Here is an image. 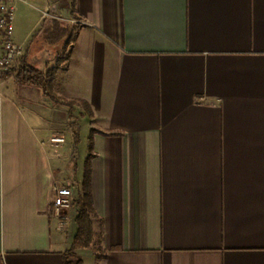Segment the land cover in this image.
<instances>
[{
	"label": "crops",
	"instance_id": "0c3cea01",
	"mask_svg": "<svg viewBox=\"0 0 264 264\" xmlns=\"http://www.w3.org/2000/svg\"><path fill=\"white\" fill-rule=\"evenodd\" d=\"M41 5L34 31L47 20L70 41L58 92L93 113L90 189L102 252L80 250L79 259L264 264V0ZM59 17L78 22L74 40ZM31 49L22 64L44 72L46 52ZM68 107L15 76L0 82V264H63L74 242L90 137L82 159ZM55 136L65 143L52 145ZM59 186L73 189L62 230Z\"/></svg>",
	"mask_w": 264,
	"mask_h": 264
},
{
	"label": "rangeland",
	"instance_id": "374dc122",
	"mask_svg": "<svg viewBox=\"0 0 264 264\" xmlns=\"http://www.w3.org/2000/svg\"><path fill=\"white\" fill-rule=\"evenodd\" d=\"M46 0H16L14 3L16 6L15 20H14V40L22 39L26 40V46L32 44L31 55L34 53H40L45 51L47 56L43 57L42 64H44V73L52 70L54 66L59 64L62 67L68 66L70 56V41H66L67 38L63 31L56 30L54 26H51L49 21L45 20L41 22L38 31H34V27L40 17V10L43 9L42 2ZM62 22L63 30H68L71 38V34L74 32L73 28L77 25H70L65 21V18L59 17ZM70 25V26H69ZM36 30V29H35ZM44 32V33H43ZM45 34V35H44ZM21 44V43H20ZM25 46V49H26ZM36 69V68H35ZM9 78L14 80V76L17 75V70ZM54 76V77H53ZM50 81L48 80L49 92L55 99L63 100L69 106V112L71 115L70 130L73 134L79 132L81 136V146L78 149V157L84 159V156L88 152V140L90 137V128L92 124L89 119L88 111L83 106V102L78 98L67 99L65 95L60 94L58 91L64 87L67 75L61 69H57L53 74ZM62 91V90H61ZM77 156V154H76Z\"/></svg>",
	"mask_w": 264,
	"mask_h": 264
},
{
	"label": "trees",
	"instance_id": "16d2710c",
	"mask_svg": "<svg viewBox=\"0 0 264 264\" xmlns=\"http://www.w3.org/2000/svg\"><path fill=\"white\" fill-rule=\"evenodd\" d=\"M78 28V25L73 28L74 32L71 34L70 40H74V36L76 35ZM60 68L61 66L59 64V68L58 66H56L52 70L44 73L39 71L38 69L27 66L24 62L22 64L21 62L20 67L17 69L18 73L15 77H17V79H20L21 82L33 84L41 88L47 96L55 99L54 96L49 92L48 80L50 81L56 70ZM82 104L88 111L89 116L92 117L93 113L90 109L89 104L86 102H83ZM93 149V138L90 137V153L88 157L87 170L79 194V198L76 202L78 208V216L76 219L78 231L71 248L63 255V264H84V262L79 259L77 255V252L80 250L96 247L98 248L99 253L102 252V241L101 239L96 238L93 225L94 209L90 189V160L93 156ZM100 257H102V255H100Z\"/></svg>",
	"mask_w": 264,
	"mask_h": 264
},
{
	"label": "built area",
	"instance_id": "2783aa9c",
	"mask_svg": "<svg viewBox=\"0 0 264 264\" xmlns=\"http://www.w3.org/2000/svg\"><path fill=\"white\" fill-rule=\"evenodd\" d=\"M16 0H0V82L9 79L17 70L25 57L24 44L14 40V20ZM45 18L50 17V12H44ZM77 21H70L71 25H77ZM52 145L65 143V138L55 136L51 138ZM72 187L59 186L55 189L54 216L59 222L60 229L67 227L69 223V210L73 207Z\"/></svg>",
	"mask_w": 264,
	"mask_h": 264
}]
</instances>
